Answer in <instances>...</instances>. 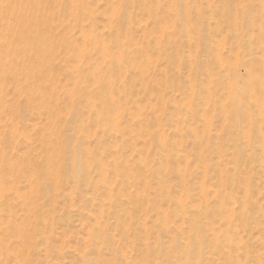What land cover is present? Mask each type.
Returning <instances> with one entry per match:
<instances>
[{"label": "rangeland", "instance_id": "obj_1", "mask_svg": "<svg viewBox=\"0 0 264 264\" xmlns=\"http://www.w3.org/2000/svg\"><path fill=\"white\" fill-rule=\"evenodd\" d=\"M83 1H84L85 9L87 8L88 10L80 8L81 9V11H80L79 7H77L76 12L79 11L78 12L79 14L77 13L78 17L73 16L76 18L75 20L72 16H70V14L65 12V11H67L66 9L69 8L68 6L70 3V0H46V1L44 0L43 1L45 3L48 2L47 5L44 3L45 6L43 7V10H44V14H46V16H48L49 14L50 15H49V17H46L45 15H43V16H45V19L46 18L49 19L48 22L46 21L47 25L49 24L47 29L51 30L50 32H52V34H49V35L50 36L53 35L52 38H54V40L52 39L53 48L51 47L52 48L51 52L53 51L55 53L52 52L53 54H51V55H54V58L53 57L51 58L52 60L49 63V65H51L50 68L52 70L53 69L55 70L54 75H53V71H52V75L54 77L53 80H54V84L56 85V87L58 89V95L59 96L61 95L60 96L61 98L63 97L64 90H67L70 87H71V89H74V87H75V89L76 88L78 89L79 83H80L79 86L84 85L86 88H87V86H89L88 82L84 83V84H83L84 81L81 82L82 77H81V79L79 78V76L82 75L81 71L84 70V68H83L84 65H83V62H81L80 59H78V57H77V55H78L77 47L79 49L81 48L80 50H82V48L86 49L85 43H83V42H85V39H83V37H84L83 34L86 35V31H87L88 32L87 36L91 37L90 35L95 33L94 36L98 39V42L100 41V43H102V41H103V43L111 44V46H113L115 44V43H113V41H111V40H113V36H114V32H115L114 30L116 27V24H114V23H116V19H117L118 15L121 14L117 0H83ZM161 1H162L161 4L164 6V8L166 7V9H167L168 6H166V5H168L167 3H169L170 1L169 0H161ZM167 1H169V2H167ZM184 1H185V3H188V6H189L188 8L192 7L194 9V11L196 9H202V11L204 10L203 12H205L204 13L205 17L202 18L203 21H201V22H203V26L206 27V28H204V31H203V33L205 32L204 33L205 35H204V39L201 36H200V38H198V28L195 29V27H197V26H194V25H195V22H197V20H200V19L196 18V15H195L193 9L191 8L192 10L191 9L189 10V11H191L189 14L190 17L188 15V17L190 19V21L189 20L188 21L191 23L188 26L186 25L187 26L186 29H189V31H191V33L188 34V36H189L188 38L185 36H182V35H180V36L177 34H174L175 36L173 35L176 38L179 37L180 40H179V38H177V39L175 38L176 40L179 41L178 42L179 44H176L175 50H177V51H175V53L169 51V54H171L170 59H168L165 55L160 54L158 52L159 46L157 44H155V39L160 40V38H161L160 35L165 34V36H166V34H168V35H170L171 33L173 34L175 29H176V31H178L177 29H179L180 27L174 26L175 22H173V20L176 21V19H178L177 11H174L175 13L173 11L169 13L170 14L169 17L171 18V20L167 18L168 14H165L166 11L160 12V10H158L159 13H157V17L159 19H157V18H156V20L153 19V17H151L148 14L147 8L149 7V5H147L148 7L146 6L147 8L141 7V6H138V7L136 6V8L133 7L132 9H130L128 11V14L130 13L128 15V17L132 18V22L130 20L131 18H129V20H128L129 26L126 27L128 29L127 30L128 34L125 37L124 41L126 42L129 40V43L131 42L129 44V46L127 47V49H128V54L131 51L132 55L130 56V58L134 59L133 60L134 64H135L134 67H136V69L126 71L127 70L126 68H124V69L122 68L121 69L122 71H119V73L116 71L117 73H115V75L118 74L117 76H115L114 72H113V74H112L113 77H110V79L112 78L113 85L115 83V85L114 86L112 85V86H113V88L115 87L114 88L115 94L114 93L113 94H114V97L116 99V103H119L118 107H116L115 110H120L121 116L123 113L122 120L120 123H121L123 128L124 127L126 128L125 137H123V138L115 137L111 133L109 134L106 132H104V134H106V135H103V129L101 128L102 126L100 125L101 123L98 122L97 118L94 115H93L94 117L88 115L89 113H87L86 110H84L86 117L84 116L83 119H80L77 121H75L74 119L71 121V118H69V115L68 114L65 115L66 114L65 112H67V111L65 110V106L61 104L62 100L59 98V101H60L59 104H61L60 106H62V110L64 111L65 117L68 118V120H69L67 125L65 124L66 125V131L64 133V136L67 139H71L72 135H75V137H79V138L82 137L81 139H84L83 140L84 143L85 142L88 143V144L85 143L86 145H84L87 148H88V146H91L89 148H94V146H96L99 143L104 144L106 146V150L104 152H102L100 155V156H103V157H101L103 160L104 159L106 160L107 158L110 160L111 158L113 159L115 157L114 160L117 159V161H120L125 165L131 166V168L135 166L134 165L135 163L133 164L132 161H137L138 163L146 161L147 165L150 167L151 165L154 164V161H156L155 164H159V162H158L159 158H158V156H156V154L158 153V150L156 149V145L151 140L149 135L147 136L148 131L150 132L149 127L151 126V129H152L153 124H157V125H154L153 129L154 128L155 129L159 128V130L162 129L160 132H162L163 140L167 144H169L168 147H170L172 150L174 149L173 153L174 154L176 153L177 155H174L173 157L170 156L169 158L165 159L168 162L166 163V161H164V163H165V165L168 164V166H165L162 164L164 166V167L162 166L163 171L161 170L162 171V172H160L161 175H159L158 178L163 176L161 178H164V179H160L161 180L160 184L159 183L157 184L153 175L151 177H150V175L148 176L147 181H148V184H150V185H148L147 191L151 195V200H154L153 202L155 204L156 212H158V214L160 216L166 214L164 221L166 222L167 228L170 229L171 234L165 233L163 231L160 234H158V233L155 234L153 229H151L152 228L151 222L153 221V218L151 217V214L153 216V213H151L148 219H146L147 217H144L145 223L147 221H149L146 223V224H148L147 227H149L148 231H147L148 234H147L146 239H148V241L150 242L153 240V238H156V235H157L160 238V243H163V246H168V243H167L168 237L170 235H177V231H176L177 229L183 228L184 232H185V230H186V232L188 231V223H187L188 221L182 213L184 211H188V208L189 209L191 208V204H192V207H194V208L198 207V208L202 209V206L206 203V204H209L211 207H213L212 211H216V213H217V209H218V212H221L219 210L220 209L222 210V208L224 210V208H225V211H224L225 213L222 212L223 216H225V214H226V216L228 215L227 217H229L230 214L232 216L233 215L235 216V215H240L241 214L240 212L244 213L243 215L241 214L240 216H237L239 219L237 221H239V223L237 221H235L237 223L235 224V222H234L235 225H233L232 236H234L236 238L235 239L233 237V239H234V241L236 240L238 245L242 244L241 246L243 247L240 250H237V251L235 250V253L237 252L236 253L237 255H241L244 252H246L247 255H248V253L250 256L252 255L253 258L248 257L246 259L247 261H244L245 258L242 257L241 258L242 259L241 264H244V263L245 264H264V245H263L264 244V241H263L264 236L263 235L261 236V231H262V234L264 233V227L260 226V224L264 225V215H263L264 214V211H263L264 210V191H263L264 190V171H263L264 169L262 168V167H264V152H262V150H264V145L262 146V148H260L258 146V148L255 150V153L253 154L255 163L248 160V157H246V156L245 157L240 156V158L238 159L239 162L234 163L233 157L235 158L236 156H233L232 158L230 157L233 155V153H232L233 152V146H232L231 141H230V135L231 134L228 133V130L226 131V127L228 125L227 117H225L223 114H225L226 111L228 110L226 108H229V107H226L224 109V105L225 104H226L225 106H227V104L230 105V101H229L230 98L228 96H226L229 93H227V91H225L224 89L227 90V88H230V85L232 86L231 83H232V80H234L233 79L234 76L232 73L233 70L226 68L225 67L226 65H225L224 66L225 68L224 67L223 68L226 69L225 70L226 72L223 70V71H219V73H218L217 68H218V70L219 69L222 70L223 68H221V66H218V65H216V67H214L215 65L211 63V61L214 63V61L212 60V54L216 53V50L219 48V50H217V54L221 53L222 56L224 55L223 58L225 61H228L229 63L230 62L232 63L234 61V63H232V64L230 63V65L237 64V62L234 60V58L236 59V57L238 56L236 59V60H238V63L242 59V61H244V62L241 61L242 65L243 66L245 65V69H246V67H248L245 71H247L249 69L251 70L252 68H254L255 71L258 72L256 75H259V73H260V75L262 76L263 73L261 71L259 72V70H260L259 67L262 64V60H263V59L261 60V58H262L261 54L262 53L260 54L261 49L259 48V47H261V44H260L261 41L258 40L259 42H257V44L256 43L254 44V42L250 43L248 41L249 34L247 35L246 32L247 31H249V32L253 31V34L254 33L257 34V31L255 29L256 27L251 26V19H250V21H248L249 19H247L249 17V15H252V16H250L252 18L254 15H255V17H257V18L254 17L256 20L258 19L257 23L255 22L256 25L264 26V21H263L264 20V12H263L264 11V0H261V1L260 0H248V1L247 0H204V1L203 0H184ZM207 3H209V5ZM46 6H48V7H46ZM208 7H211L210 8L211 11L209 9L210 12L208 11ZM46 8H48V9H46ZM145 8H146V10H145ZM213 8H214V11H215V9H217L221 12H224L223 15L225 16V18L229 19V22L231 21L230 23H232L231 25L233 26L232 36H229V35H231V33L228 32L230 30H227L226 25L225 24L221 25V23H220L221 21L219 20L220 21L219 22L217 20L218 19L217 15H216L217 12L212 13ZM152 9H154V6L152 7ZM238 10H239V12H238ZM212 14H213V16H211ZM246 15H248V16H246ZM79 16L82 18L78 19V18H80ZM86 16H88V17H86ZM240 16H241V18H238ZM242 16L245 18H243ZM232 17H234V18H232ZM160 19H162V20H160ZM195 19H196V21H195ZM204 20L206 22H204ZM130 22H131V24H130ZM89 24H91V25L89 26ZM132 24H133V26H132ZM158 24H160V26H161L160 31H159V25ZM150 25H151V27H150ZM157 27H158V30H157ZM172 27H173V29H172ZM209 27H210V29H209ZM249 27H251V28H249ZM79 28H80V30L83 29V31H85V33H83L82 36L80 34V32L82 33V31H80ZM240 28H242V31L240 30ZM67 30H68V32H67ZM156 30L159 31V33ZM206 30H207V32H206ZM213 30H214V32H213ZM226 30H227V32H226ZM170 31H172V32L170 33ZM195 31H197V32H195ZM210 31H211V33H209ZM226 33H229V34H226ZM237 33H238V35L239 34L240 35L235 36V34H237ZM63 34L67 37V39H66V37H64ZM145 34H146V36H145ZM206 34H209L210 37H212V39L210 38V41H209V39H208V41L206 40V38H208L206 36ZM216 34H217V36H216ZM243 34H245V35H243ZM241 35H242V37H240ZM158 36H159V38H158ZM237 36L241 39V41H240V39L238 40ZM243 36H245V38H243ZM256 36L257 35H255L254 37L256 38ZM62 37L64 39H66L67 41L73 40L71 42L72 44L70 45V41H68L69 45L67 43V45L64 44V46H63V42H62V45H60L61 39H63ZM216 37H218V38H216ZM246 37H247V39H246ZM197 38H198V42H197ZM214 38H216V39H214ZM233 38L238 40V43H237V41H235V39L233 40ZM255 38H253V39H255ZM200 39H203V41H200ZM213 39L215 40V42H219V40H220L221 45L219 44L220 45L219 46L217 43L215 44ZM245 40H247V42ZM239 41L242 44L239 43ZM196 42L198 43V45ZM201 42L203 43V45ZM209 42H210V44H209ZM212 42H213V45H215V47H213V45L211 44ZM57 43H59V44H57ZM232 43H234V45ZM243 43H244V45H243ZM206 44H207V47H204ZM222 44H223V46H222ZM239 44H240L241 48L239 47ZM236 45H238L237 48H236ZM241 45H243V46H241ZM246 45L247 46L253 45V47L249 46V48H251L252 50H250L248 48L250 51H247L248 49H247ZM208 46H210L209 51L211 53L213 52L212 54H210V52H208V50H207ZM254 46H255V48H254ZM64 47H66L68 49L66 50V49H64ZM69 47L70 48L74 47L75 49L73 48L70 50ZM115 47H116V45H115ZM115 47H113V51H115V50L117 51V49H115ZM89 48H90V52H91L90 53L91 57L93 56L91 61L93 63L94 69L96 67V69L99 70L100 69V63H101L100 57H98V55L91 50L90 46H89ZM89 48H88V50H89ZM192 48H193V50H192ZM141 49L142 50L144 49L143 52H139V51H142ZM195 49H196V52H195ZM213 49L215 51H213ZM253 49H254V53H253ZM73 50L74 51L76 50L75 54H74ZM133 50H134V52H133ZM135 50H136V52H139L137 54L139 55V58H141V59H139V58H137V56H135L138 62H136L135 57H134V55H136ZM182 53H183V56H182ZM250 53L253 54L252 57H250V55H249ZM232 55L234 58L232 57ZM258 55H260V57ZM180 56L184 57V59L181 58ZM254 56H255V58H254ZM225 57H226V59H227V57L229 59L226 60ZM248 57H250V58H248ZM186 58H188L190 61ZM195 58L198 59V62L201 64L200 66L199 65L196 66L194 61H192V60H195ZM185 59H186V61H185ZM256 59H257V61H255ZM259 59H260V63H259ZM78 60H79V62H78ZM181 60H183L184 63L181 62ZM248 60L250 62L251 61H255V62L250 63ZM180 62H181V64H180ZM249 63L252 65L251 67H250ZM256 64H257V66H256ZM254 65L256 66V68ZM69 66H70V69H69ZM74 66H76L78 68H76ZM80 66H81V68H80ZM67 67H68V70L66 69ZM257 67H258V69H257ZM75 69H77V70H75ZM183 69H185V70L183 71ZM194 69H195V71H194ZM210 70L212 71L211 73H216L217 76H218V74H221L220 82L223 81V83L220 84L218 82L216 84V86H213L215 88L212 89L213 87H210V90L213 93V95L216 96L215 97L216 99H218L217 98L218 96L220 97L219 99H220V103L223 104L222 106H223L224 113H222V116H219L221 114V112H219L218 110L215 111V109H213V112L212 111L210 112V110H212V107L209 106V103H208V105L206 104L207 106H209L211 108V109L208 108L209 111L206 110V107H204L205 106V104H204L203 107H202V105H200V107H197V105H196L195 106L196 109L191 114L186 112L185 109H183V107L185 104L190 102V99L188 101V98H187L189 95L188 94L186 95V93H185V91H186L185 88L188 86V83H187L188 80L186 79V78H188L187 76H189V78L195 77L196 88H197L195 90L202 92L201 91L202 90L201 85L205 84V85H203L205 87H207V85H208V84L206 85L207 81H206V77H204L205 72L210 71ZM228 71H229V73L227 74ZM75 72H76V75L74 76ZM222 72L224 73V75L226 73V76L229 75V77L232 78V79L230 78L231 81L229 80L228 85H227V82H228L229 77L228 76H227L228 78H226V76L224 77ZM71 73H72V75H71ZM239 73H240V75H239ZM77 74L79 75L78 78L76 77ZM237 75H238L237 78L239 80L237 78H235V81H237L238 85L240 86V83L242 82L241 85L246 86V83H245L246 81L245 80H244L245 82L241 81L242 77H243V79H246V75L244 74V72L238 70ZM140 76H142V79H144V80H142ZM217 76H215L216 79H218ZM240 76H241V78H240ZM73 77H75V80L80 79L79 82L77 80H76L77 82L75 80L73 81V79H74ZM132 77H133V79H132ZM117 78H119V79H117ZM215 78L213 77L212 81H216ZM124 79L128 82L131 81L130 85H129L130 90H128L129 93H128V91H127V93L126 92L124 93L122 90V87L120 86L123 84L120 82H123ZM118 80H120V81H118ZM139 80L141 82H139ZM224 80L226 82H224ZM202 81H204V82H202ZM205 81H206V83H205ZM184 82H186V87L184 86V84H185ZM75 83L78 84L77 87H76ZM224 83H226V85H225L226 87L223 86V88H222V84L224 85ZM57 84H59V85L57 86ZM47 85H46V87H47ZM64 85L66 86V88L67 87L68 88L66 89ZM69 85H70V87H69ZM182 85L184 87H182ZM217 85L219 87H217ZM59 88H61V90ZM183 88L185 90H183ZM219 88L222 89V92L224 91L223 94L224 93H227V94H224V96H222V94L220 93L221 90H219ZM89 89L90 88H88L87 90H89ZM130 91H131V93H130ZM215 92H217V95H215ZM4 93H5V99L7 101V108L0 110V122H1L0 127L2 125L8 126V128H10L9 132L11 131L12 133L8 137V139H5V141H4V142H6L9 140L8 143L6 142L4 144V142H2L3 145L1 144L3 153L5 152V154H6V155L4 154V157L6 159V161H5L6 163L5 164L3 163L4 166L2 167V169L4 172V176L1 178L0 185L4 186V192H7V194L4 195V199H3L4 203H3V207H2L3 209L1 210V214H0L1 215L0 219L2 218L0 220V223L3 224L2 227L8 228V226L10 224L9 222H11L10 221L11 216H12V220L13 219L15 221L17 220L16 221L17 225L22 223L21 219H19V218H23V216H25L23 214V211H21V209L23 210V206L21 205L22 202L18 198L17 194H22V191H23V193H25L26 190L28 191V188L30 186V185H28L29 184L28 181L31 182V180H32V177H30L32 175L29 174V172L32 173V171L34 169H36L38 167V165H40V166L43 165V162L41 159L42 158L41 157L42 156V149H43V147H42V140H43L42 133L44 131H46L47 128H50L49 127L50 122L48 121V118H49L48 112L45 113L46 111L43 112V110H40V109H39V112L36 111L37 109H35V111L32 110L34 112L30 111L31 113L28 112V113H25V115L22 113L19 116H16V114H15V111L17 110L16 107H17L18 103L21 104L20 102L22 100L20 98L16 97L17 92H16V89L14 88V85L7 83L6 88L4 89ZM218 94H221V96ZM77 95H79L81 98V99H79L80 102L84 101V99L86 97L84 92H79ZM225 96H226V99L228 101L225 99ZM224 100L226 101V103H224L225 102ZM186 101H188V102H186ZM222 101H224V102L222 103ZM95 102L97 105L98 104L97 100ZM80 104H82L81 106L83 107L85 102L84 103L82 102ZM116 106H117V104H116ZM181 107H182L183 111H182ZM179 109H180V111H179ZM230 109H231V111H230ZM230 109L227 111L228 113L232 112L233 108L230 107ZM12 110H14V111H12ZM202 110L206 111L207 113L205 114V112ZM183 112H185V113H183ZM180 116L181 117L183 116L184 120H183V118L181 119ZM89 117H90V119H89ZM92 118H93V121H92ZM240 118H241V124H242V131H247L248 130V126H247L248 122L246 121L247 119L244 118L242 115L240 116ZM87 119L89 121H87ZM187 119H188V121H187ZM244 119H246V120H244ZM81 120H84V121L86 120V121L85 122L82 121V122H84V123H82ZM175 120L177 122L179 121L178 124H177V122H173ZM81 123H82V126H81ZM98 123L101 127L98 125ZM57 124L58 123H56L55 126ZM181 124H182V127H181ZM183 124H184L185 129L183 127ZM44 125H46L45 126V127H47L46 129H44ZM178 125H180V127ZM175 127H176V129H175ZM178 129H180V130H178ZM182 131H183V133H182ZM206 131L207 132L209 131V132L206 133V135L204 136L203 133H205ZM262 131H264V127H262ZM177 132H179L180 134L178 133L179 134L178 135ZM189 132H190V134H189ZM81 134H82V136H81ZM175 134H176V136H175ZM225 134L227 135V137L229 139H227ZM60 135H61V133H60ZM137 135H138V137H136ZM171 135H172V137H171ZM262 135L264 137V133ZM132 136H133V138H132ZM215 136H216V138H215ZM183 138L185 140H183ZM210 138H211V140H210ZM224 138H225V140H223ZM119 139H121V141ZM135 140H136V142L133 143V141H135ZM149 140L151 142H149ZM197 140L200 143L196 142ZM228 140L230 143L226 142ZM116 142H117V144H116ZM182 142H183V144H182ZM226 143H227V145H226ZM244 143L245 142L240 141V146L245 147V145L242 146V144H244ZM259 144H261V143H259ZM217 146H219V147H217ZM231 146H232V148H231ZM180 147H181V149H180ZM225 147L226 148L229 147V148L227 150H225L226 149ZM244 149L246 150V147ZM106 151H107V153H106ZM109 151L114 152L112 154V156H111V154H108ZM222 152H223V156H224L223 160H222V155H221ZM261 153L263 156L261 155ZM182 156H184V159ZM259 158H261V159H259ZM8 161L10 163H12L11 165H13V167L11 165H9ZM204 162H206V163H204ZM249 162H250L251 166H250ZM231 164H232V166H231ZM8 165L11 167H9ZM172 165L174 166L175 169L173 168V170H175V171H176V168H178V166H179L176 173L171 171ZM175 165H176V167H175ZM181 165L182 166L185 165V166H183L184 169L182 168ZM260 165H261V167H260ZM202 167H203V169H202ZM164 168L167 169V172H166V169H164ZM180 168H181V171H183V170L185 171V169H186L185 175L181 174L179 172ZM217 168H221V170L219 169L217 171ZM235 168H236V170H235ZM232 169H233V171H232ZM222 170L224 172H227L229 170L227 172L228 174L231 171L230 173H235L236 177L238 176L237 179H235L236 182L234 185L227 184L228 181H225L224 178L221 179V175L219 172ZM26 173L28 174V177L26 176L27 175ZM162 173H163V175H162ZM181 175H183V177H181ZM90 176H92V177L96 176V174L93 173V168L91 169ZM239 177H241V180L239 179ZM238 179H239V181H238ZM201 180H203V181H201ZM228 180H230V179H228ZM246 180H248V181H246ZM35 181L33 180V184ZM65 182H66V184L64 183V180H62L63 186H62V183H59L57 185L58 186V187H56L57 192L56 191L53 192L52 190L49 191L50 193L51 192L54 193V195L57 197V200L54 202V204L52 203V206H51V202H49L47 199L40 200L38 202L35 201V204L37 202V204L39 206V211H41L40 215H42L41 217L44 220V222L43 223L42 222L37 223L36 221H33L32 219H30L31 223L29 222L28 227H29V229L31 228L30 231L33 229L32 230L33 234H34L33 243L35 245V250L32 252V264H82V258L84 256L87 257L88 259L89 258L94 259V257L96 256V252L93 248V239L89 233L91 232V230L93 229V226L97 222V221L94 222V220H95L94 218L98 217V214H97L98 210L100 211L101 209L105 208L104 205L106 202L103 199L104 198L102 196L103 194H101V192L103 190H100L99 192H96V194H95L93 192V190H90V189H93L92 187H89L88 185L81 183V185L79 186V191L73 192V187H72L71 183L69 181L67 182L66 180H65ZM110 182H111L110 186L112 187V189H114L113 192H117L116 189L118 191H120V190L121 191H124V190L132 191V190H134V188L133 189L131 188L132 187L131 185H129L131 187L127 186V188H126L125 187L126 184L124 183L125 185H123L121 180H119V178L116 176L112 175ZM120 182H121V184H120ZM183 182H184V184H183ZM221 182L224 183L225 188H223L224 185L222 187ZM185 183L190 184V191H189L188 195L186 193H184L185 192L184 188L186 187L185 189H187V186ZM214 184H215V186H213ZM122 185H123V187H122ZM202 185H204V186L207 185L206 188L210 192L209 195L207 196V198L202 197V192L200 191L201 190L200 187ZM228 185H231V186H228ZM245 185L249 186L251 194H252V198H255V200H257V203H255V205L257 204L256 206L254 205V207H250V209H249V206H247V209L250 210V213L248 210H246V212H245L246 208L245 207L243 208V206L242 207L240 206L241 200L243 201L242 190H243V186H245ZM162 186H163V188H162ZM192 186H194V187H192ZM220 186H221V188H223V190L220 188ZM69 187H71V188H69ZM120 187H122V188H120ZM128 187H129V189H128ZM212 187H214V188H212ZM226 187H227V189H226ZM217 188L218 189L220 188V190H218ZM216 189H217V191L221 192L220 195H219V193H217V194H214V192L211 193V191H214V190L216 191ZM162 191L163 192L165 191L164 196L167 194L166 195L167 197L163 198V195H162L163 192ZM227 191H229V192H227ZM186 192H187V190H186ZM222 192H223V194H222ZM228 193H229V195L231 194L230 198L228 196ZM71 194H72V196H71ZM179 194H180V196H179ZM158 195H160V198L157 197ZM213 195H214V199H213ZM254 195H255V197H253ZM60 196H62V197H60ZM99 196H100V198H99ZM168 196L170 197L169 200H168ZM171 196L173 197V199H171ZM215 196H217V197H215ZM220 197H221V199H220ZM161 198H163V199H161ZM166 199H167L168 203H166ZM100 202L102 203V205H100L101 204ZM223 203L224 204L226 203V204L224 205ZM196 204H197V206H196ZM220 204H221V206L224 205L225 207L224 206L221 207ZM179 205L182 208L184 207L185 210L181 209ZM215 205H218L216 207H219V208L214 207ZM228 205H229V207H228ZM98 206H100V207H98ZM145 206H146V204H145ZM240 207H241V209H240ZM97 208H99V209L97 210ZM203 208H204V206H203ZM253 208L255 210L254 212H253ZM161 209H162V211H160ZM163 210H165V213ZM231 210H232V212H231ZM176 211H177V213H176ZM226 211H227V213H226ZM233 211H234V214H232ZM261 211H262V213H261ZM203 212L204 211H202V213L200 215V218H201L200 223H201V225L202 224L204 225V226L203 225L200 226L201 231H203V230L205 231L207 229L209 230L210 228H214L216 231L215 236L217 237L218 241L217 242L213 241L216 239L210 237V232H208L207 233L208 236L201 238L202 239L201 240V247H202L201 248L202 249L201 255H202V257L204 256L205 258H207V260H209V258L210 259L212 258V260H213V258L215 256L214 257L210 256V254H209L210 249L208 251V248H207L208 246H211V244L210 245L208 244L206 247L205 243H208L209 240L213 239L211 242L212 245H213V242H215V244L217 243L219 246H221L220 244H221V242L223 243V241H224L223 237H225L228 228H227V225L225 222L220 221V219H219L220 217L217 218L216 213H215V215H216L215 220H213L214 225L213 224L211 225V221L204 219V217L202 216ZM90 213L92 214V216ZM180 213L182 215H180ZM254 213L258 214L260 219ZM245 214H247L248 216ZM252 214H254V216L257 217V222H258L257 224H255L251 219L248 218L250 215L252 218L253 217ZM8 215H9V218H8ZM231 215H230V218L232 217ZM243 216H244V219L242 218ZM237 217L235 216L232 218H237ZM261 218H262V220H261ZM246 219H247V221H246ZM105 220H106V218H105ZM240 220L242 223L240 222ZM98 221H100L101 224L104 223V220L98 219ZM259 221H260V223H259ZM109 223H114V220L109 218L108 224ZM243 223H246L245 227L242 226ZM251 223L254 225H251ZM47 224H48V226H47ZM205 224H207V225H205ZM237 224H238V226H237ZM239 224L241 225V227H239ZM210 225H211V227H210ZM224 226L226 227L225 229H224ZM247 226L249 228H247ZM217 227H218V230H217ZM234 227L235 228L237 227L236 232H235ZM37 228H38V232H35V230ZM248 229H249V231H248ZM39 230H40V232H39ZM89 230H90V232H89ZM152 231L154 232V233H152V234H154L153 236L151 234ZM224 231H225V233H223ZM162 233L164 235H162ZM111 234L114 235V243H113L114 246L116 247V249L118 251L125 252L127 257H128V260L130 258V260L132 262L133 261L134 262H140V260L145 257L146 248L144 247L143 243H141L142 241H140L136 245L137 247L136 246L134 247L133 241L131 240V238H129V240L128 239L122 240L115 233V231H112ZM237 236H238V238H237ZM261 237H263V239ZM207 238H209V239L207 240ZM239 238H241V240H239ZM4 239L7 243L10 241L9 237H5ZM205 239L208 242L205 241V243H204ZM115 242H117V243H115ZM191 243H190V245H191ZM180 244H181V242H180ZM117 245L120 246L121 248L118 247ZM204 246H205L206 250L208 251L206 253H203V251H205V250H203V249H205ZM101 251L102 252L100 253V255H102V258L109 260V258H110L109 251H107V249L104 247H103V249H101ZM175 251L179 252L180 250L175 248ZM188 251H189V254H188L186 261L190 264H194L195 263L194 258H195L196 250L193 249L192 246H190ZM44 252L46 253L45 255H44ZM94 253H95V255H94ZM257 253H259V254H257ZM143 254H144V256H143ZM260 254L262 257L260 256ZM255 255H256V257H255ZM91 256H93V257H91ZM159 257L162 259H164V257H165V259H164L165 261L164 262L162 260L160 261ZM254 257H255V259H254ZM156 258H157V256H156ZM167 258H168L167 254L165 255L164 251H162V254L160 253V256H158V259H156V261L158 262V264H168ZM249 258H251L250 261H249ZM10 259H11V257H10ZM117 260L115 261L116 264H124V260L122 257H118ZM161 262H163V263H161ZM214 262H216L217 264H221L220 262H222V261L216 260ZM7 263L8 264H15L12 261V259L10 261H8ZM141 263H142V261H141Z\"/></svg>", "mask_w": 264, "mask_h": 264}, {"label": "bare ground", "instance_id": "obj_2", "mask_svg": "<svg viewBox=\"0 0 264 264\" xmlns=\"http://www.w3.org/2000/svg\"><path fill=\"white\" fill-rule=\"evenodd\" d=\"M43 1L44 0H0V110L7 108V101L5 99L4 89L6 88V84L10 83V84H13L14 88L16 89V92H17L16 97H18L22 100L20 102L21 104L18 103V105L16 107V109H17L15 111L16 116H19L22 113L25 115V113H28L32 110L35 111V109H37L36 111L39 112V109H40V110H43V112L46 111L45 113L48 112V117H49L48 121L50 122V125H49L50 128H47V127H45L46 125H44V129H46V128L47 129H46V131L43 130L44 132L42 133V135H43V140H42L43 149H42V156H41L42 158L41 159H42L43 165L42 166L38 165V167L36 169H34L32 171V173L29 172V174L32 175V176H30V177H32V180H31L32 183L30 181H28L29 182L28 185H30L28 188V191L26 190L27 192L25 191V193H23V191H22V194H17L18 198L22 202L21 205L23 206V210L21 209V211H23V214L25 215V216H23V218H19V219H21L22 223L17 225V222H16L17 220L16 221L14 219L12 220V216L10 218L11 222H9L10 224H9L8 228L2 227L3 224L0 223V264H8L7 262L10 261L11 259L15 264H32V252L35 250V245L33 243V236H34L33 231H32L33 229L30 231L31 228L29 229V227H28L30 219H32L33 221H36L37 223H39V222L43 223L44 222V220L41 217L42 215H40L41 211H39V206H38L37 202L40 200L47 199L49 202H51V206H52V203L54 204V202L57 200V197L54 195V193H52V192L50 193L49 191L52 190L53 192H55L57 190L56 187H58L57 185L59 183H62V180H64L65 184H66L65 180L67 182L69 181L71 183V185L73 187V192L79 191V186L81 185V183H84L85 185L92 187L93 189H90V188L89 189L93 190V192L95 194H96V192L103 190L102 191L103 193L101 192V194H103L102 195L104 197L103 199L106 202L104 205L105 208L101 209L100 211L98 210L99 208H97L98 217L94 218L95 219L94 222L95 221H97V222L93 226V229L91 230V232L89 230V232H90L89 234H90V236H92V239H93V248L96 252V256L94 257V259H91V258L88 259L87 257L84 256L82 258V264H116L115 261L118 259V257L123 258L124 264H158L156 259H158V256H160V253L162 254V251H164L165 255L167 254V257H168L167 263L168 264H190L186 261L188 254H189L188 249L190 246H192V248L196 250L195 258H194V260H195L194 264H217L216 262H214L216 260L222 261V262H220L221 264H241V260H242L241 258L242 257L245 258L244 261H247L246 259L248 257H252V255L250 256L249 253H248V255H249L248 256L246 252H244L241 255H237L236 254L237 252L235 253V250L236 251L240 250L243 247L241 246L242 244L238 245L236 240L234 241V239H233V237H234V236H232L233 225H235L237 222L239 223V221H237V220H239L237 216H240L241 214L243 215L244 213L240 212L241 213L240 215H235L237 218H232L235 216L234 215L232 216L230 214L232 216L230 218V215H229V217H227L228 215L226 216V214H225V216H223L222 212L225 211V208H224V210H223V208H222V210L220 209L219 211H221V212H218V209H217V213H216V211H212L213 207H211L209 204H206V203L204 205L202 204L204 206V208L202 206V209L198 208V207L194 208V207H192V204H191V208L190 209L188 208V211H184L182 213L188 221L187 222L188 223V231L186 232V230H185V232H184L183 228L177 229L176 230L177 235H170L168 237V240H167L168 246H163V243H160V238L157 235H156V238H153V240L150 242L148 241V239H146L147 234H148L147 231L149 228V227H147L148 224H146V223L149 221H147L145 223L144 217H147L146 219H148L151 213H153V216L151 214V217L153 218V221L151 222L152 223L151 229H153L155 234H157V233L160 234L162 231L165 233L171 234L170 229L167 228L166 222L164 221L166 214L160 216L158 214V212H156L155 204L153 202L154 200H151V195L147 191L148 185H150V184H148V181H147L148 176L150 175V177H151L153 175L157 184L158 183L160 184V182H161L160 179H164V178H161L163 176L158 178V176L161 175L160 172L163 171L162 166L165 165L164 161H166V163L168 162L165 159L169 158L170 156L173 157L174 155H177L176 153L175 154L173 153L174 149L172 150L170 147H168L169 144H167L163 140L162 132H160L162 129L161 130H159V128L153 129L154 125H157V124H153L152 129H151V126L150 127L148 126L150 128V132L148 131L147 136L149 135L151 140L156 145V149L158 150V153H157L158 155L156 154V156H158V158H159L158 159L159 164H155L156 161H154V164L153 165L150 164L151 165L150 167L147 165L146 161L145 162H139V163L137 161H132L133 164L135 163L134 164L135 166L132 168L129 165H125L122 162L117 161V159L114 160L115 157L113 159L111 158L110 160L108 158H107L108 160L104 159L105 160L104 161L101 158L103 156H100L101 153L106 150V146L104 144L99 143L96 146H94V148H89L91 146H88V148H87L84 145H86L88 143L85 142L86 143L85 144L83 141L84 139H81L82 137L79 138V137H75V135H72L71 136L72 140H71V139H67L64 136V133L66 131V125L69 121L68 118L65 117V115L68 114L69 118H71V121L73 119L75 121H77V120L83 119L84 116L86 117L85 111H84V110H86V112L89 113L88 115H90L92 117L95 116L97 118L98 122L101 123L100 125L102 127L99 125V123H98V125L103 129V135H106V134H104V132H106L109 134L111 133L115 137H119V138L125 137L126 128L125 127L123 128L121 123H120L122 120L123 113L121 116L120 110H115L116 107H118L119 103H116V99L114 97V94H115L114 88L115 87L113 88L115 83L113 85L112 78L110 79V77H113V75H112L113 72L115 75V73H117V72L119 73V71H122L121 70L122 68L123 69L126 68L127 69L126 71L136 69V67H134V65H135L134 61H133L134 59L130 58V56L132 55L131 51H130V53H129L130 55H129L128 49H127V47L129 46V44L131 42L129 43V40L126 42L124 41L125 37L128 34L127 33L128 29L126 28L127 26H129L128 20H129V18H131V17H128V15L130 14V13L128 14V11L130 9H132L133 7L136 8V6L137 7L138 6L146 7L147 5H149V7L147 6L148 8L146 7L148 10V14L151 17H153V19H155V20H156V18L159 19L157 17V13H159L158 10H160V12L166 11L165 14H168L167 18L170 20H171V18L169 17V15H170L169 13L172 11L173 12L177 11L178 19H176V21L173 20V22H175L174 26L180 27L179 29H177L178 31H176V29H175L173 34L171 33L172 31H170V33H171L170 35H168V34H166V36H165V34L160 35V37H161L160 40L155 39V44H157L159 46L158 52L160 54L165 55L168 59H170L171 54H169V51L175 53V51H177V50H175L176 44H179L178 43L179 41L176 40L179 37H177V38L174 37L175 36L174 34H177L179 36L182 35V36H185L188 38L189 37L188 34L191 33V31H189V29H186V28L191 23V22H189L190 21V19H189L190 15L189 14L191 11H189V10L192 7L190 6L191 8H188L189 7L188 3H185L184 0H169L170 2L167 1V2H169V3H167L168 5H166V6H168L167 9H166V7L164 8V6L161 4L162 3L161 0H117L121 14L118 15V17L116 19V23H114V24H116V27L114 30L115 31L114 36L112 35L113 40H111V41H113V43H115V44L113 46H111V44H107V43L105 44V43H103V41H102V43H103L102 44V43H100V41L98 42V39L94 36V34H95L94 32H93L94 34H92L93 36L90 35L91 37H88L87 36L88 32L86 31V35L83 34V33H85V31H83V29L80 30V28H81L80 27L79 30L82 31V33L80 32V34H81V36H82V34L84 36L83 39H85V42H83V43H85L86 49L82 48V50H83L82 51V50H80L81 48L79 49L77 47V50H78L77 57H78V59H80L81 62H83L84 70L81 71L82 75L79 76L77 74L76 77L78 78V76H79L80 79L82 77L81 82L84 81L83 84L88 82L89 86H87V88H86L84 85L79 86L80 83H79V85L75 83L76 87L78 85V89L77 88L75 89V87H74L75 85L73 86L74 89L76 90L75 91L74 89H71L70 85H69L70 90L67 89L68 87L66 88V86L64 85L67 90H64L63 97L61 98L60 97L61 95L60 96L58 95V89H57L56 85L54 84V80H53V78H54L53 75H54L55 70L54 69L52 70L50 68L51 65H49V63L52 60L51 58L52 57L54 58V55H51V54L55 53L53 51H52L53 53L51 52V49L53 48L52 39L54 40V38H52L53 35H51V36L49 35V34H52V32H50L51 30L47 29L49 24L47 25L46 21L48 22L49 19H47V18H46L47 20L45 19L46 14H44V10H43V7L45 6L44 5L45 2H43ZM45 4L47 5L48 2ZM207 4L209 5V3H207ZM83 6H84L83 0H70L69 6H68L69 8L66 9L67 11H65V12L70 14V16H72V17L73 16L78 17L77 13L79 11L76 12V9H77V7H79V9L80 8L85 9V6L84 7ZM153 6H154V9H152ZM46 7H48V6H46ZM146 8H145V10H146ZM210 8L211 7H208V11ZM46 9H48V8H46ZM81 9H80V11H81ZM193 11H194V9H193ZM203 11H202V9H196L194 11L196 18L200 19V20H197V22H195L194 26H197V27H195V29L198 28V38H200V36H201L204 39V35H205L204 33L205 32L203 33V31H204V28H206V27H204L203 22H201V21H203L202 18L205 17V15H204L205 12H203ZM210 11H211V9H210ZM213 12L214 13L217 12L216 13V15L218 17L217 20L221 21V22L219 21L221 23V25L222 24L226 25L227 30H230L228 32L231 33V35H229V36H232L233 26L231 25L232 23H230L231 21L229 22V19H226L225 16L223 15L224 12H221L217 9H215V11H214V8H213L212 13ZM238 12H239V10H238ZM43 15H45V16H43ZM49 15L46 17H49ZM188 15H189V17H188ZM211 16H213V14ZM246 16H248V15H246ZM250 16H252V15H249V17L247 19H249L248 21H250V19H251V26L256 27L255 29L257 31V34H255V33L254 34L257 36H256V38L254 37L255 35L253 34V31L252 32L247 31L246 33H247V35L249 34L248 41L250 43L254 42V44L255 43L257 44V42L261 41L260 42L261 47H259L261 49V52L260 51L259 52H260V54L262 53L261 54V57H262L261 60L262 59L263 60H262L261 65L259 64L260 59H259V63H258L260 65L259 72L261 71L263 73V74L261 73L262 76L259 73V75L261 77L259 75H256L258 72H256L254 68H252L251 70L249 69V70L245 71L248 67H246V69H245V65L244 66L242 65V62H244V61H242L241 58H240L241 60L239 59L240 64L238 63V60H236L238 56L235 59L232 55V57L237 62V64L230 65L231 62L229 63L228 61L224 60V58H223L224 55L222 56L220 52H219L220 54H217V50H219V48L217 50L214 48L216 50V53H214V54H212L213 52L211 53L209 51L210 46H208V49H207L208 52H210V54H212V60L214 61V63L212 61H211V63L215 65L214 67H216V65H218V66H221V68H223L226 65L225 66L226 68L233 70L232 73L234 76V78H233L234 80H232V83L230 82L232 84V86L229 84L230 88H227V90L224 89L225 91H227V93H229V94H227V93H224V94H227L226 96H228L230 98V100H229L230 105L227 104V106H225L226 105L225 104L224 109L226 107H229V108H226L228 110L230 109V107L233 109H232V112H229V113L227 112L228 110L227 111L225 110L226 113L223 115L225 117H227V122H228V125L226 127V131L228 130V133L231 134L230 135V141H231V144L233 146V152H232L233 155L230 157L232 158L233 156H236L235 158L233 157L234 163L239 162L238 159L240 158V156H244V157L246 156V157H248V160L255 163L253 154L255 153V150L258 148V146L260 148H262V146L264 145V137L262 135L264 133V131H262V127H264L263 126L264 125V26L256 25L255 22L257 23L258 19L256 20L255 18H257V17H255V15L253 16V18ZM86 17H88V16H86ZM73 18H74V20L76 19L75 17H73ZM81 18L82 17H80L78 19H81ZM232 18H234V17H232ZM238 18H241V16ZM243 18H245V17H243ZM130 20L132 22V18ZM160 20H162V19H160ZM195 21H196V19H195ZM131 22H130V24H131ZM204 22H206V21L204 20ZM133 24H132V26H133ZM90 25L91 24H89V26ZM158 25H159V31H160L161 26H160V24H158ZM150 27H151V25H150ZM249 28H251V27H249ZM172 29H173V27H172ZM209 29H210V27H209ZM157 30H158V27H157ZM227 30H226V32H227ZM240 30L242 31V28H240ZM159 31H157V32L159 33ZM211 31L209 33H211ZM67 32H68V30H67ZM195 32H197V31H195ZM206 32H207V30H206ZM213 32H214V30H213ZM146 34H145V36H146ZM226 34H229V33H226ZM236 35H238V33L235 34V36ZM243 35H245V34H243ZM206 36L208 37V38H206L207 41H208V39L210 41V38L212 39V37H210L209 34H206ZM216 36H217V34H216ZM64 37H66V36L64 35ZM240 37H242V35ZM158 38H159V36H158ZM198 38H197V42H198ZM216 38H218V37H216ZM216 38H214V39H216ZM235 38H233V40ZM243 38H245V36H243ZM253 38H255V39H253ZM66 39H67V37H66ZM66 39H64V38L61 39L60 45H62V42H63V46H64V44L67 45L68 41H70V40L67 41ZM203 39H200V41H203ZM236 39H235V41H237V43H238V40L240 38L238 37V40H236ZM246 39H247V37H246ZM179 40H180V38H179ZM72 41H70V45L72 44L71 43ZM240 41H241V39H240ZM240 41H239V43H241ZM245 41L247 42V40H245ZM214 42H215V40H214ZM216 43L219 45L220 40H219V42H215V44ZM57 44H59V43H57ZM209 44H210V42H209ZM211 44L213 45V42ZM232 44L234 45V43H232ZM68 45H69V43H68ZM115 45H116V47H115ZM197 45H198V43H197ZM202 45H203V43H202ZM243 45H244V43H243ZM243 45H241V46H243ZM89 46L91 47V50L93 52H95L98 55V57H100L101 63H100V69L99 70L96 69V67L94 69L93 63L91 61L93 56L91 57V54H90L91 52H90ZM222 46H223V44H222ZM237 46L238 45H236V48H237ZM249 46L253 47V45H249ZM249 46H247V49L249 48ZM255 46H254V48H255ZM113 47H115V49H117V51L116 50L113 51ZM204 47H207V44ZM213 47H215V45H213ZM239 47H240V44H239ZM73 48H70V50ZM88 48H89V50H88ZM64 49L67 50L68 48L64 47ZM214 49H213V51H215ZM249 49L252 50L251 48H249ZM249 49L247 51H250ZM143 50L139 51V52H143ZM192 50H193V48H192ZM75 51H74V54H75ZM133 52H134V50H133ZM135 52H136V50H135ZM139 52H136V55H134V57L137 56V58H139V55L137 54ZM195 52H196V49H195ZM253 53H254V49H253ZM249 55H250V57L253 56V54H251V53ZM182 56H183V53H182ZM182 56H180V57L184 59V57H182ZM258 56L260 57V55H258ZM250 57H248V58H250ZM254 58H255V56H254ZM139 59H141V58H139ZM186 59H188V58H186ZM186 59H185V61H186ZM225 59H226V57H225ZM228 59L229 58L227 57L226 60H228ZM135 60H136V62H138L136 57H135ZM192 61H194L196 66L201 65L198 62L197 58H195V60H192ZM255 61H257V59ZM255 61H251V62H255ZM78 62H79V60H78ZM181 62H183V60H181ZM181 62H180V64H181ZM232 63H234V61ZM70 66H69V69H70ZM251 66L252 65L250 64V67ZM256 66H257V64H256ZM256 66H255V68H256ZM74 67H76V66H74ZM76 68H78V67H76ZM80 68H81V66H80ZM224 68L222 70L221 69L218 70V68H217L218 73H219V71H223V70L225 71L226 69H224ZM66 69L68 70V67ZM257 69H258V67H257ZM75 70H77V69H75ZM184 70L185 69H183V71ZM238 70L243 71L244 74L246 75V79H243V77L241 79V81H244V80L246 81V82L244 81L246 83V86L241 85L242 82L240 83V86H239L237 81H235V78L238 77V75H237ZM52 71H53V75H52ZM194 71H195V69H194ZM211 72H212L211 70L205 72L204 77H206V81H207V83H206V81H205V83H206V85L207 84L208 85H207V87L203 86L205 84L201 85V87H202L201 91L202 92L195 90V89H197L195 77L189 78V76H187L188 78H186V79L188 80V82H187L188 86L186 87V82H184L185 83L184 86L186 87L185 93H186V95L187 94L189 95L187 98H188V101L190 99V102L185 104L183 107V109H185L186 112L191 114L196 109L195 108L196 105H197V107H200V105H202V107H203V105L205 104L204 107H206L207 111H209V109H211L209 107V106H211L212 110H210V112L211 111L213 112V109H215V111L218 110L219 112H221V114L219 113L220 114L219 116H222V113H224L223 106H222L223 104L220 103V99H219L220 97L219 96L217 97L219 100L216 99L215 98L216 96H214L210 90V87L216 86V84L218 82L220 84L223 83V81L220 82L221 74H218V76H217L216 73H211ZM228 73H229V71L227 72V74ZM71 75H72V73H71ZM75 75H76V72H75L74 76ZM117 75H115V76H117ZM239 75H240V73H239ZM142 76H140L141 79H142ZM215 76H217L218 79H216ZM223 76L225 77L226 73H225V75L223 73ZM227 76L229 77V75H227ZM227 76H226V78H228ZM213 77L216 79V81H212ZM73 78H74L73 79V81H74L75 77H73ZM230 78L231 77H229V79H228L227 85L229 83ZM240 78H241V76H240ZM80 79H76V80L79 82ZM117 79H119V78H117ZM132 79H133V77H132ZM124 80H123V82H120V83H123L120 86L122 87L123 92L127 93V91L130 90L129 85H130L131 81L128 82V81H126V80L124 81ZM142 80H144V79H142ZM225 80H224V82H226ZM118 81H120V80H118ZM139 82H141V81L139 80ZM202 82H204V81H202ZM46 85H47V87H46ZM58 85L59 84H57V86ZM225 85H226V83H224V85L222 84V88ZM184 86L182 85V87H184ZM217 87H219V86L217 85ZM88 88H90V89L87 90ZM214 88L215 87H213L212 89H214ZM59 89L61 90V88H59ZM185 89L183 88V90H185ZM219 90H221V92ZM219 90L218 91L222 94V96H224V94H223L224 91L222 92V89H220V88H219ZM79 92H84V94L86 95L84 101H81V102L79 101V99H81L80 96L77 95ZM128 93H129V91H128ZM130 93H131V91H130ZM221 94H218V95L221 96ZM215 95H217V92H215ZM226 96H225V99H226ZM59 98L62 100L61 104L65 106V110L67 111V112H65L66 113L65 115H64V111L62 110V106H60L61 104H59V102H60ZM96 100L98 103L97 105L95 102ZM188 101H186V102H188ZM224 101H222V103ZM82 102L83 103L85 102L83 107L81 106L82 104H80ZM208 103H209V106H207ZM224 103H226V101ZM116 104H117V106H116ZM181 109H182V107H181ZM183 109H182V111H183ZM12 111H14V110H12ZM34 111H32V112H34ZM179 111H180V109H179ZM202 111H204V110H202ZM230 111H231V109H230ZM204 112H205V114L207 113L206 111H204ZM183 113H185V112H183ZM241 115L244 118H246L247 120L246 119H244V120H246L249 123V124L247 123V126H248V130L246 129L247 131H242V124H241V118H240ZM182 118H183V116L181 117V119ZM89 119H90V117H89ZM183 120H184V118H183ZM82 121H84V120H81V122ZM87 121H89V120L87 119ZM92 121H93V118H92ZM187 121H188V119H187ZM84 122H82V123H84ZM173 122H177V121L175 120ZM178 122H177V124H178ZM56 123H58V124L55 126ZM82 123H81V126H82ZM178 126L180 127V125H178ZM181 127H182V124H181ZM183 127H184V124H183ZM0 129H1L0 130V133H1L0 134V182H1V178L4 176V172L2 169V167L4 166L3 163L4 164L6 163L5 162L6 159L4 157L5 152L3 153V150H2V145H3L2 142H4L5 139H8V137L11 135L12 132L11 131L9 132L10 128H8V126L2 125L0 127ZM175 129H176V127H175ZM184 129H185V127H184ZM178 130H180V129H178ZM179 132H177V134ZM208 132L206 131L205 133H203V135L205 136L206 133H208ZM60 133L62 136L60 135ZM182 133H183V131H182ZM189 134H190V132H189ZM81 136H82V134H81ZM175 136H176V134H175ZM136 137H138V135ZM171 137H172V135H171ZM226 137H227V135H226ZM132 138H133V136H132ZM215 138H216V136H215ZM227 139H229V138L227 137ZM119 140L121 141V139H119ZM183 140H185V139L183 138ZM210 140H211V138H210ZM223 140H225V138ZM8 141H6V142L8 143ZM240 141L245 142L244 144H242V146L245 145L246 150L244 149L245 147L240 146ZM6 142H4V144ZM134 142H136V140L133 141V143ZM149 142H151V141L149 140ZM196 142H199V141L197 140ZM226 142H229V140ZM259 143H261V144H259ZM116 144H117V142H116ZM182 144H183V142H182ZM226 145H227V143H226ZM232 146H231V148H232ZM217 147H219V146H217ZM228 148H226L225 150H227ZM180 149H181V147H180ZM262 152H264V150H262ZM106 153H107V151H106ZM113 153L114 152H112V151L108 152V154H111V156ZM221 155H222V160H223V157H224L223 152L221 153ZM261 155H262V153H261ZM182 157L184 159V156H182ZM259 159H261V158H259ZM8 163H9V165L12 164L9 161H8ZM204 163H206V162H204ZM249 164H250V162H249ZM11 166L13 167V165H11ZM11 166H9V167H11ZM165 166H168V164ZM183 166H185V165H183ZM183 166H182V168H183ZM231 166H232V164H231ZM250 166H251V164H250ZM175 167H176V165H175ZM260 167H261V165H260ZM92 168H93V173L96 174L95 177L90 176V172H91ZM173 168H174V166L172 165L171 171L176 173L179 166H178V168H176V171L173 170ZM262 168L264 169V167H262ZM164 169H166V168H164ZM202 169H203V167H202ZM219 169L221 170V168H217V171ZM233 169H232V171H233ZM235 170H236V168H235ZM185 171H186V169H185ZM185 171L184 170L181 171V168H180L179 172L181 174L185 175ZM166 172H167V169H166ZM227 172H224L223 170L219 172L221 175V179L224 178L225 181H228L227 184L234 185L236 182L235 179H237L238 176L236 177L235 173H230L231 171L229 172V174ZM112 175L118 177L119 180H121V182L123 183V185L126 184V186H125L126 188H127V186L131 185L132 187L131 186H129V187H131L132 189L134 188V190H132V191H129V190L128 191H126V190L118 191L116 189L117 192H113L114 189H112V187L110 186V183H111L110 179H111ZM162 175H163V173H162ZM26 176L28 177V174ZM181 177H183V175H181ZM228 179H230V180H228ZM239 179L241 180V177H239ZM239 179H238V181H239ZM33 180L34 181L36 180L34 182V184H33ZM201 181H203V180H201ZM246 181H248V180H246ZM121 182H120V184H121ZM183 184H184V182H183ZM185 184L187 186V189H185L186 187L184 188V190H185L184 193H186L188 195L189 191H190V184H188V183H185ZM215 184L213 186H215ZM221 184L223 187L224 183L221 182ZM123 185H122V187H123ZM62 186H63V183H62ZM206 186L202 185L200 187V189H201L200 191L202 192L203 198H207V196L210 193L207 190ZM228 186H231V185H228ZM122 187H120V188H122ZM129 187H128V189H129ZM192 187H194V186H192ZM69 188H71V187H69ZM162 188H163V186H162ZM212 188H214V187H212ZM220 188H221V186H220ZM220 188L219 189L217 188V189L220 190ZM223 188H225V185ZM223 188H221V189L223 190ZM217 189H216V191L215 190L211 191V193L212 192H214V194L219 193V195H220L221 192L217 191ZM226 189H227V187H226ZM186 190H187V192H186ZM164 192L162 194L163 198L167 197L166 196L167 194L164 196V194H165ZM227 192H229V191H227ZM5 194H7V192H4V186L0 185V214H1V210L3 209L2 208L3 203H4L3 199H4ZM222 194H223V192H222ZM242 194H243V196L242 195L241 196L243 197V201L241 200L240 206L241 207L243 206V208L245 207L246 208L245 212H246V210H248L247 206H249V209H250V207H254L255 203H257V200H255V198H252V194H251V191H250V188L248 185L243 186ZM71 196H72V194H71ZM100 196H99V198H100ZM169 196H168V200L170 198ZM179 196H180V194H179ZM217 196H215V197H217ZM228 196L230 198L231 194L229 195V193H228ZM60 197H62V196H60ZM157 197L160 198V195H158ZM253 197H255V195ZM163 198H161V199H163ZM171 199H173L172 196H171ZM213 199H214V195H213ZM220 199H221V197H220ZM35 201H37L36 204H35ZM166 203H168L167 199H166ZM145 204H146V206H145ZM100 205H102V203ZM224 205L221 206V204H220L221 207H223ZM196 206H197V204H196ZM216 206H218V205H215L214 207H216ZM98 207H100V206H98ZM228 207H229V205H228ZM241 207H240V209H241ZM180 208L184 209V207L182 208L181 206H180ZM216 208H219V207H216ZM160 211H162V209ZM163 211L165 213V210H163ZM202 211H204L202 216L204 217V219L210 220L211 225L214 223L213 220H215V217H216L215 213H216L217 218L220 217L219 218L220 221L225 222L227 225V228H228L225 237H223L224 238V241H223L224 244L221 242V244H220L221 246H219L217 243L215 244V242H213V245H212L211 242L213 239L209 240V242L207 241L209 238H207V240L206 239L204 240V243H205V241L208 242V243H205L206 247L208 244L209 245L211 244V246H208L207 248H208V251L210 249V252H209L210 256H213V257L215 256L213 258V260H212V258L210 259L207 255L206 256L209 258V260H207V258H205L204 256L202 257V255H201V252H202V249H201L202 248L201 247V240L202 239L201 238L208 236V234H207L208 232H210V237L216 239L213 241H216V242L218 241L217 237L215 236L216 231L214 228H210L211 225L209 227L210 228L209 230L207 229L205 231L204 230L201 231L200 226H202L203 224L201 225V223H200V219H201L200 215H201ZM248 211L250 213V210H248ZM254 211L255 210L253 208V212ZM231 212H232V210H231ZM176 213H177V211H176ZM226 213H227V211H226ZM261 213H262V211H261ZM182 214L180 213V215H182ZM232 214H234V211ZM254 214H256V213H254ZM254 214H252V216H253L252 218H251V215L248 218L251 219L255 224H257L258 222H257L256 216H258V218H259V215L256 214V216H254ZM245 215H247V214H245ZM91 216H92V214H91ZM8 218H9V215H8ZM105 218H106V220H105ZM109 218L113 219L114 223L108 224ZM242 218L244 219V216ZM98 219L104 220V223L101 224L100 221H98ZM261 220H262V218H261ZM235 221H237V222H235ZM246 221H247V219H246ZM234 222H235V224H234ZM240 222H241V220H240ZM252 223H251V225H254ZM259 223H260V221H259ZM240 224H239V227H241ZM205 225H207V224H205ZM245 225H246V223L242 224L243 227H245ZM47 226H48V224H47ZM237 226H238V224H237ZM260 226L264 227V225H262V224H260ZM225 228L226 227L224 226V229ZM236 228H235V232L237 231ZM247 228H249V227L247 226ZM40 230H39V232H40ZM217 230H218V227H217ZM112 231H115V233L122 240H125V239L129 240V238H131V240L133 241L134 247L140 241H142L141 243H143L144 247L146 248L145 257L143 259H141L140 262H134V261L132 262L130 260V258L128 260L126 253L123 251H118L116 249V247L114 246V244H113L114 243V235L111 234ZM153 231L151 232V234L154 233ZM248 231H249V229H248ZM35 232H38V228L35 230ZM223 233H225V231ZM153 235L154 234H152V236ZM162 235H164V234L162 233ZM262 235L264 236V233L262 234V231H261V236ZM5 237H9L10 241L8 243L5 241V239H4ZM237 238H238V236H237ZM261 238L263 239V237H261ZM239 240H241V238H239ZM180 242H181V244H180ZM115 243H117V242H115ZM190 243H191V245H190ZM103 247L106 248L107 251H109V253H110L109 260L102 258V255H100V253L102 252L101 249H103ZM118 247H120V246H118ZM175 248L179 249L180 251L179 252L175 251ZM204 248H205V246H204ZM203 250H205V251H203V253L208 252L206 250V248ZM45 254L46 253L44 252V255ZM257 254H259V253H257ZM94 255H95V253H94ZM143 256H144V254H143ZM156 256H157V258H156ZM260 256H261V254H260ZM10 257H11V259H10ZM91 257H93V256H91ZM255 257H256V255H255ZM255 257H254V259H255ZM159 259H160V261L161 260L163 262L165 261L164 260L165 257H164V259L159 257ZM250 260H251V258H249V261ZM141 261H142V263H141ZM163 262H161V263H163Z\"/></svg>", "mask_w": 264, "mask_h": 264}]
</instances>
